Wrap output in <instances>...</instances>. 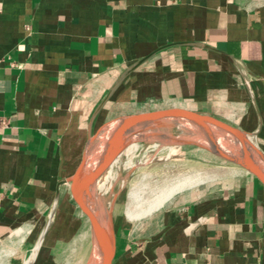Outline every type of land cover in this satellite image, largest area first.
I'll return each instance as SVG.
<instances>
[{
	"label": "crops",
	"instance_id": "1",
	"mask_svg": "<svg viewBox=\"0 0 264 264\" xmlns=\"http://www.w3.org/2000/svg\"><path fill=\"white\" fill-rule=\"evenodd\" d=\"M164 103L264 151V0H0V264H52L62 231L37 244L53 206L85 222L68 178L89 137ZM219 162L121 225L111 264H264V186Z\"/></svg>",
	"mask_w": 264,
	"mask_h": 264
},
{
	"label": "water",
	"instance_id": "2",
	"mask_svg": "<svg viewBox=\"0 0 264 264\" xmlns=\"http://www.w3.org/2000/svg\"><path fill=\"white\" fill-rule=\"evenodd\" d=\"M170 119L187 122L196 129L200 138L191 139L157 133ZM148 129L157 133L162 144L196 146L224 162L238 166L264 186V151L246 132L214 115L175 103H164L119 115L103 124L89 137L79 164L68 178L71 196L84 214L88 226L90 250L85 264L112 263L116 249V233L111 210L106 209L108 221L105 222L104 191L98 189V184L113 167L117 156L126 145L135 141L150 142L144 137ZM90 148L93 150L91 155L93 159L91 169H86L85 163ZM240 149L249 150L254 162L246 160ZM54 208L53 206L48 219L51 217L53 220ZM46 231L42 232L38 246ZM105 239L109 242L106 249Z\"/></svg>",
	"mask_w": 264,
	"mask_h": 264
},
{
	"label": "rangeland",
	"instance_id": "3",
	"mask_svg": "<svg viewBox=\"0 0 264 264\" xmlns=\"http://www.w3.org/2000/svg\"><path fill=\"white\" fill-rule=\"evenodd\" d=\"M160 147L156 149L150 142L135 141L126 145L117 156L112 167L111 184L104 192V199L106 198L104 207L112 212L115 231H119L121 225H127L130 228L157 210L137 220L126 218L125 207L128 192L140 181L143 175H145L146 181L156 182L165 177L182 173L200 171L211 177L222 171L218 158L196 146L165 143ZM167 200L161 205H164ZM77 211L75 210L74 214L70 211L65 212V216L61 214L62 217H59L60 213L58 215L53 214L54 221L52 220L50 227L53 233L57 231L59 234L62 231L63 234L54 236L53 244H55L50 257L52 258V264L86 263L90 250L89 235L86 230L88 226L86 218L85 222L82 220L81 224L76 219ZM82 230H85V232L82 233Z\"/></svg>",
	"mask_w": 264,
	"mask_h": 264
},
{
	"label": "bare ground",
	"instance_id": "4",
	"mask_svg": "<svg viewBox=\"0 0 264 264\" xmlns=\"http://www.w3.org/2000/svg\"><path fill=\"white\" fill-rule=\"evenodd\" d=\"M145 132L146 133L144 137L147 138V140H149L150 143H152V146H154L156 149L161 148L160 146H162V143H160L161 139L158 138V136L156 135L157 133H159L160 135H171L175 137H185V138H191V139L200 138V136H198L196 132V129L193 128L190 124H188L187 122H183L179 120H172V119L166 122V126L159 128L157 133H155L151 129H148ZM100 136L101 134L99 135V137ZM92 153H93V150L92 148H90L88 157L85 163L86 169H91V161L93 159V157L91 156ZM240 153L246 160L250 162H254L252 154L249 150L240 149ZM128 164L130 165V163ZM111 174H112V168L110 169L109 172H107L106 176H104L102 180L99 182L98 189H100V191L105 192L107 188L110 186L111 178H112ZM207 178H210V176H208V174H203L200 171L177 174V175H173L170 177H165L156 182L146 181L145 175H143L140 181H138L133 187L131 186L132 188L128 192V196H127L128 198H127V203L125 207L126 218L129 220H137V219L143 218L147 216L148 214H150L152 211L162 206L161 204L165 200L171 198V196H174L173 194L183 189L190 188L194 186L195 184L203 182ZM104 202L106 205V198L104 199ZM104 218H105V222L107 223L108 212L106 209L104 210ZM51 220H52L51 217H49V219L46 222V225L44 226L43 232L47 230L46 228H48L49 224L52 222ZM108 244H109L108 240L105 239L104 241L105 249L107 248ZM37 247H38V244H37Z\"/></svg>",
	"mask_w": 264,
	"mask_h": 264
}]
</instances>
